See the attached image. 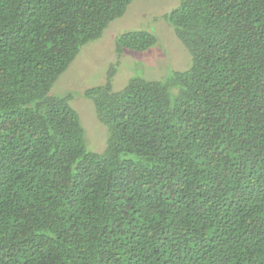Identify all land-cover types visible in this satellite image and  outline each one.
Returning a JSON list of instances; mask_svg holds the SVG:
<instances>
[{"label": "trees", "instance_id": "obj_1", "mask_svg": "<svg viewBox=\"0 0 264 264\" xmlns=\"http://www.w3.org/2000/svg\"><path fill=\"white\" fill-rule=\"evenodd\" d=\"M133 1L0 0V264H264V0H181L191 67L86 89L93 151L54 85Z\"/></svg>", "mask_w": 264, "mask_h": 264}, {"label": "rangeland", "instance_id": "obj_2", "mask_svg": "<svg viewBox=\"0 0 264 264\" xmlns=\"http://www.w3.org/2000/svg\"><path fill=\"white\" fill-rule=\"evenodd\" d=\"M181 0H135L125 14L113 21L98 40L86 44L69 68L54 85L53 92L74 94L72 104L79 112L86 130L90 150L106 148L108 131L96 116L92 99L83 92L112 81L113 89H123L133 77L163 80L173 71H184L192 65V55L178 38L165 15ZM131 30H147L157 35L158 42L144 51L131 49L116 52L118 38Z\"/></svg>", "mask_w": 264, "mask_h": 264}]
</instances>
